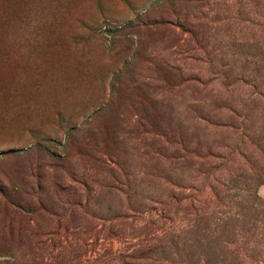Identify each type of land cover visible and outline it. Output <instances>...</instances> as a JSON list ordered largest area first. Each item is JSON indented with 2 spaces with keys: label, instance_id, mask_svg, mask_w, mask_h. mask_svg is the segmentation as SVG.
<instances>
[{
  "label": "rangeland",
  "instance_id": "obj_1",
  "mask_svg": "<svg viewBox=\"0 0 264 264\" xmlns=\"http://www.w3.org/2000/svg\"><path fill=\"white\" fill-rule=\"evenodd\" d=\"M0 264H264V0H0Z\"/></svg>",
  "mask_w": 264,
  "mask_h": 264
}]
</instances>
